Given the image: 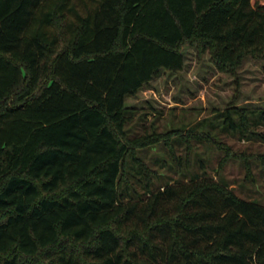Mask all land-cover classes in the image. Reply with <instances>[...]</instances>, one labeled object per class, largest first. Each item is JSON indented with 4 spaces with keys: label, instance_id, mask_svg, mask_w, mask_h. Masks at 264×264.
<instances>
[{
    "label": "trees",
    "instance_id": "16d2710c",
    "mask_svg": "<svg viewBox=\"0 0 264 264\" xmlns=\"http://www.w3.org/2000/svg\"><path fill=\"white\" fill-rule=\"evenodd\" d=\"M188 42L230 71L264 59V0H0V264H264V200L191 148L220 139L180 134L177 153L126 103ZM234 103L222 129L260 135L264 108Z\"/></svg>",
    "mask_w": 264,
    "mask_h": 264
},
{
    "label": "rangeland",
    "instance_id": "374dc122",
    "mask_svg": "<svg viewBox=\"0 0 264 264\" xmlns=\"http://www.w3.org/2000/svg\"><path fill=\"white\" fill-rule=\"evenodd\" d=\"M183 52L185 63L182 70L161 69L136 94L128 95L126 103L138 106L140 112H147L146 124L155 120L157 127L154 131L160 134V139L171 136L177 153L185 154L177 135L188 138L193 132L206 134L210 131L211 135L215 134L221 142L218 146L209 142L197 144L191 147L192 150L202 151L209 157L212 175L215 178L224 177L239 195L264 200V171L260 172L258 161L253 165H248L246 161L248 158L255 161L259 153H264V123L259 122L256 126L261 134L248 139L223 130L220 116V112L233 102L241 107L264 108V59L247 55L230 71L215 61L209 47L201 50L198 43L188 42ZM12 100L8 98L6 101ZM171 127L177 128V131L167 134L165 130ZM130 132L143 134L142 128L137 127ZM169 150L171 146L162 140L140 148L139 152L154 161V158L167 156ZM168 172L173 178L180 175L173 170ZM36 259L42 264L50 263V259L43 254Z\"/></svg>",
    "mask_w": 264,
    "mask_h": 264
}]
</instances>
